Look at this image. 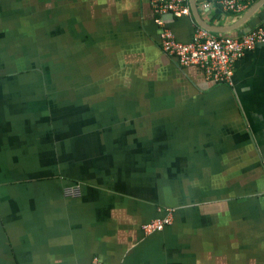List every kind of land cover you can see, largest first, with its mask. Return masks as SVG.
<instances>
[{"label": "crops", "instance_id": "0c3cea01", "mask_svg": "<svg viewBox=\"0 0 264 264\" xmlns=\"http://www.w3.org/2000/svg\"><path fill=\"white\" fill-rule=\"evenodd\" d=\"M28 1L0 0V34L15 18L50 50L44 75L0 77L32 88L0 90V264H264V45L220 84L163 52L149 0H32L47 8L26 27ZM191 9L164 17L183 44L264 24V5Z\"/></svg>", "mask_w": 264, "mask_h": 264}, {"label": "built area", "instance_id": "2783aa9c", "mask_svg": "<svg viewBox=\"0 0 264 264\" xmlns=\"http://www.w3.org/2000/svg\"><path fill=\"white\" fill-rule=\"evenodd\" d=\"M261 1L214 0L223 13L235 16L249 12ZM149 3L155 24L160 29L163 52L177 58L182 66L200 67L206 77L215 83L233 85L236 62L256 47L264 45V24L240 38L217 36L206 28L198 26L189 44L180 43L167 28L164 17L168 15L174 18L191 17V0H149ZM172 220V211H169L166 216L146 223L143 231L146 235L163 231L172 224ZM90 264L103 263L93 259Z\"/></svg>", "mask_w": 264, "mask_h": 264}, {"label": "rangeland", "instance_id": "374dc122", "mask_svg": "<svg viewBox=\"0 0 264 264\" xmlns=\"http://www.w3.org/2000/svg\"><path fill=\"white\" fill-rule=\"evenodd\" d=\"M26 10H24V17L23 21L27 24V26H34V19L36 12L45 11L47 8L46 3L37 2V1H28L25 3ZM20 14V13H19ZM18 14V15H19ZM18 18V17H17ZM15 19V18H14ZM9 19L7 20V27H11L13 29V23L16 22V19ZM22 20V19H21ZM18 21V20H17ZM4 27V25H2ZM6 27V26H5ZM6 27V30H4L6 35L0 34V77L3 78L2 80H5V78L12 76V75H28V76H34V75H44L46 73V62L48 60L47 54L50 52L47 48V37L41 35L38 37L37 40L36 36L31 39L30 36H26L25 38L22 37V40H18L19 36H12L10 35V32H8V28ZM11 29V30H12ZM6 39V44L2 42V39ZM62 61V58H61ZM37 84L36 82L33 83V85ZM41 86H39V89H45L46 84L44 80H41L39 83ZM30 80L27 78H21L19 82L13 83L12 81L8 84H0V90L6 91L10 93L9 91L13 90H22L23 92H30L31 90ZM42 95L38 98H36L34 101L38 102V105L41 107V103H51V105H54V108H59L63 110V104L64 99L63 97H53ZM22 98L23 104L20 106L21 108H26V100ZM55 102L60 103L58 106L55 105ZM45 112L44 114H46ZM33 115V114H32ZM35 116V115H33ZM52 117V115H51ZM43 119L39 120L40 125H45L46 122L49 121V118L41 117ZM51 119V118H50ZM23 126H26V124L23 122Z\"/></svg>", "mask_w": 264, "mask_h": 264}, {"label": "water", "instance_id": "95a60500", "mask_svg": "<svg viewBox=\"0 0 264 264\" xmlns=\"http://www.w3.org/2000/svg\"><path fill=\"white\" fill-rule=\"evenodd\" d=\"M264 5V0H262L261 2H259L251 11L250 13L248 14V16L246 18H249L251 17L259 8H261L262 6ZM204 28H206L207 30L209 31H212V32H216V30H213L212 28H209V27H206L204 26Z\"/></svg>", "mask_w": 264, "mask_h": 264}]
</instances>
